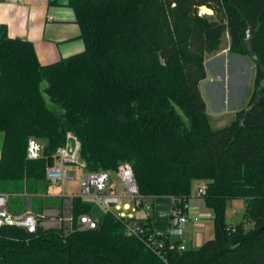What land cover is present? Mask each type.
Instances as JSON below:
<instances>
[{"label":"trees","instance_id":"obj_1","mask_svg":"<svg viewBox=\"0 0 264 264\" xmlns=\"http://www.w3.org/2000/svg\"><path fill=\"white\" fill-rule=\"evenodd\" d=\"M69 4L85 48L47 65L32 41L9 36L0 23V192L16 197L10 209L22 211L21 195L43 207L40 194L52 187L46 169L72 133L87 171L117 172L128 163L139 195L171 197L179 214L193 183L204 182L200 196L213 211L215 234L198 249L179 250L168 234L155 236L149 221H141L144 235L129 236L126 222L75 197L74 214L96 216L97 228L2 226L0 264H264V0ZM249 27L253 55L244 42ZM225 34L231 55L253 60L254 91L245 109L215 128L200 84L206 54ZM32 137L45 144L38 159L27 155ZM233 199L244 201L237 224L226 219Z\"/></svg>","mask_w":264,"mask_h":264},{"label":"built area","instance_id":"obj_2","mask_svg":"<svg viewBox=\"0 0 264 264\" xmlns=\"http://www.w3.org/2000/svg\"><path fill=\"white\" fill-rule=\"evenodd\" d=\"M49 19L53 16L49 15ZM44 142L37 138H30L28 141V158L38 159L43 156ZM57 157L60 162L57 163ZM55 163L47 167L46 180L52 186L63 187L69 180L77 178V171L68 170L67 165H72L77 169L83 170L84 174L80 179L77 193L67 196L62 188L59 196H50L49 193L40 194L43 198H57L61 200L58 204H44L39 210H33L29 203L22 212L10 209L11 197L7 193L0 192V227L16 226L25 228L30 233H36L38 228H61L65 232L88 231L97 228L98 218L92 214L83 213L75 215L73 212V199L81 198L85 202L94 203L104 212H111L117 218L127 223L126 231L129 236L144 235L143 223L150 216L152 205L139 195V188L134 176L132 167L128 163H123L118 168V176L124 186V193L119 194L113 185L110 171L89 172L86 169V162L81 157V147L77 137L69 133L65 143L58 148L54 155ZM204 192V186L196 190L197 195ZM123 198L133 200V206L129 202H123ZM142 209L145 213L144 218H138L136 212ZM129 211V212H128ZM170 223L168 235H182L184 225L188 218L185 214L171 209L168 214H161ZM164 232H156L155 236H162ZM150 235V238H153ZM154 244V243H153ZM153 246V245H152ZM159 246H162L160 244ZM179 250H185L184 246L179 245Z\"/></svg>","mask_w":264,"mask_h":264},{"label":"crops","instance_id":"obj_3","mask_svg":"<svg viewBox=\"0 0 264 264\" xmlns=\"http://www.w3.org/2000/svg\"><path fill=\"white\" fill-rule=\"evenodd\" d=\"M69 1L0 0V23L7 27L9 36L32 41L40 63L47 65L59 59L80 53L85 48L81 37V29L76 22L75 12L70 6ZM49 15L53 16V19H49ZM2 142L3 136L0 133V156ZM203 186L204 182L202 181L193 183V192L187 201L185 212L188 220L184 225L183 234L176 235L180 239L176 240L175 243L184 246L186 250L200 248L206 241L210 240V238L212 239L215 234L213 211L207 205L204 198L195 193L198 188ZM48 193L50 194V191ZM50 196L59 195L52 193ZM20 197L22 206L24 207L22 211L25 210L29 203L32 204L33 210L39 208L36 200H33L31 195H21ZM46 200V204H58L61 201L52 200V203H49L48 200L50 199L47 198ZM146 201L152 205L150 216L146 221H149L154 231L169 233L171 228L169 220L160 215L168 214L171 211L173 199L165 196L146 199ZM242 204L236 202L235 208H242L243 214L244 202ZM228 207L229 204L227 203L226 211ZM136 216L144 218L145 213L142 209H139L136 212ZM169 241L172 244L170 235Z\"/></svg>","mask_w":264,"mask_h":264},{"label":"rangeland","instance_id":"obj_4","mask_svg":"<svg viewBox=\"0 0 264 264\" xmlns=\"http://www.w3.org/2000/svg\"><path fill=\"white\" fill-rule=\"evenodd\" d=\"M228 45L229 38L225 34L221 40L220 48L206 54L207 77L200 84L201 93L207 103L208 115L215 128L229 124L235 118L238 111L245 109L254 91L255 64L253 60L246 56L231 55ZM46 99L49 105L53 106L48 96H46ZM67 169L70 171L76 169L77 178L69 180L64 188L52 186L50 194L59 195L62 188L67 196L77 193L84 171L72 165H67ZM111 175L117 192L123 194L124 186L118 173L111 172ZM14 201H16V197H12L10 205ZM123 202H129L132 206L134 205L133 200L127 198H123ZM236 202L242 204L244 201L242 199L229 200V207L226 211L227 221L233 224H237L242 220V208L236 209ZM23 209L24 207L22 206ZM229 210L230 212L228 213ZM170 239L172 240V244H175L176 240L180 238L171 233Z\"/></svg>","mask_w":264,"mask_h":264},{"label":"water","instance_id":"obj_5","mask_svg":"<svg viewBox=\"0 0 264 264\" xmlns=\"http://www.w3.org/2000/svg\"><path fill=\"white\" fill-rule=\"evenodd\" d=\"M254 36H255V30L252 27H249L246 32V37L244 39V42H245V45L250 55H253L252 40ZM263 85H264V82H262L261 87H263ZM257 96H258V101H261L262 100L261 88L257 90ZM249 110L250 108L246 110L245 117H247ZM59 162H60V158L57 157V163Z\"/></svg>","mask_w":264,"mask_h":264},{"label":"bare ground","instance_id":"obj_6","mask_svg":"<svg viewBox=\"0 0 264 264\" xmlns=\"http://www.w3.org/2000/svg\"><path fill=\"white\" fill-rule=\"evenodd\" d=\"M201 12L202 13H208V14L212 13V11L206 7H201Z\"/></svg>","mask_w":264,"mask_h":264}]
</instances>
